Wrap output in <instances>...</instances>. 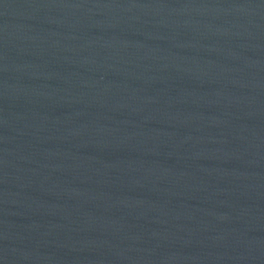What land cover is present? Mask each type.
I'll return each instance as SVG.
<instances>
[{"label": "water", "instance_id": "water-1", "mask_svg": "<svg viewBox=\"0 0 264 264\" xmlns=\"http://www.w3.org/2000/svg\"><path fill=\"white\" fill-rule=\"evenodd\" d=\"M0 264H264V0H0Z\"/></svg>", "mask_w": 264, "mask_h": 264}]
</instances>
